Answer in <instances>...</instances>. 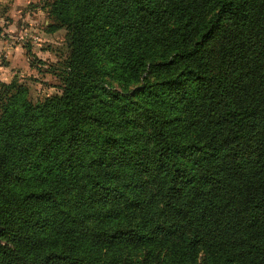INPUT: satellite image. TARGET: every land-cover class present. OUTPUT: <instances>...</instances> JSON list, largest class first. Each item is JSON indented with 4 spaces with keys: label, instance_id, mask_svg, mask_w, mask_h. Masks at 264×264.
Instances as JSON below:
<instances>
[{
    "label": "trees",
    "instance_id": "trees-1",
    "mask_svg": "<svg viewBox=\"0 0 264 264\" xmlns=\"http://www.w3.org/2000/svg\"><path fill=\"white\" fill-rule=\"evenodd\" d=\"M47 7L60 93L0 84V264H264V0Z\"/></svg>",
    "mask_w": 264,
    "mask_h": 264
},
{
    "label": "rangeland",
    "instance_id": "rangeland-1",
    "mask_svg": "<svg viewBox=\"0 0 264 264\" xmlns=\"http://www.w3.org/2000/svg\"><path fill=\"white\" fill-rule=\"evenodd\" d=\"M49 1L0 0V84L16 80L33 100L60 93L69 52L65 30L48 31Z\"/></svg>",
    "mask_w": 264,
    "mask_h": 264
}]
</instances>
